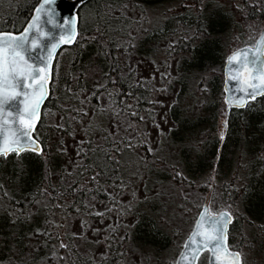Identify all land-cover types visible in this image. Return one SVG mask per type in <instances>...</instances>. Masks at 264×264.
<instances>
[{
    "label": "trees",
    "instance_id": "trees-1",
    "mask_svg": "<svg viewBox=\"0 0 264 264\" xmlns=\"http://www.w3.org/2000/svg\"><path fill=\"white\" fill-rule=\"evenodd\" d=\"M40 1L0 0L12 8L11 11L0 12V31L20 32ZM172 1L176 5L175 15L167 18L165 24L176 25L177 43L166 49L165 57L168 60L178 57L181 71H217L211 78L203 113L189 109L183 89L171 105L170 114L176 127L170 135L172 142L179 147V153L174 162L168 160L171 165L165 164L166 167L158 173L159 181L187 182L197 191H206V188L196 185L195 180L213 172L216 180L224 183L231 176L241 145L245 144L252 158L260 156L258 149H264V130L261 129L264 109L257 111L247 107L232 110L237 118L233 119L234 126L228 141L220 143L221 139L212 130L215 119L224 116L220 107L224 98L223 66L230 53H227V46L232 40L231 31L256 26L259 33L264 22V0H242L244 7L234 6L231 10L226 5L229 0H88L78 9L79 36L76 43L59 53L67 58V71L58 77L56 64L54 66L50 97L35 131V137L42 144V152L26 151L19 157L10 154L1 158L0 264H131L134 253L139 257V264H148L153 253L160 255L161 250L169 247L170 244L163 243L162 235L153 227L165 209L162 207L164 202L158 200L148 220L142 216L134 228L126 230L123 238L115 239L114 233H110L109 255L99 262L93 260L92 254L88 257L79 254L69 236L62 234L65 225L54 217L60 213L65 220L77 214H86V199H99L106 187L122 188L123 176L127 172L124 168L120 169V152L117 143L110 139L113 137L111 131L107 132V136L98 134L102 136L103 144L96 145L94 142L98 128L107 127L99 116L101 107L97 96L101 93L105 99L114 102L117 108L114 116L127 117L129 129L133 122H141L146 107L152 104L155 95L143 89L141 84H132L123 75V58L132 45L129 36L135 22L127 12L131 6L143 15L146 8ZM116 11L119 13L115 14ZM236 17L243 21L240 19L237 22ZM167 25L166 28H169ZM142 35L137 50L147 56L152 54L156 40L150 31ZM245 45L240 44L238 48ZM91 82L101 84L100 89L91 93V105L97 120L92 125L94 129L88 141V153H84L82 163L69 172L63 164V140L73 130V125H79L87 117L88 107L83 103V96L93 86ZM259 100H264V97L256 101ZM51 111L59 117L60 125L48 123L47 115ZM124 128H127L126 125ZM143 146L141 151L145 149V157L151 159L153 155L146 143ZM254 164L255 161L249 164L248 179L246 176L243 179L230 177L224 194L231 197L232 206L242 199L248 220L252 224L264 225V175L256 184L253 183ZM178 169L180 175H177ZM170 172H173L172 176ZM95 173L102 174L93 182L91 176ZM117 194L120 193L117 191ZM229 212L234 216L232 211ZM234 219L229 246L235 250L239 220L235 216ZM186 227L182 226V234ZM61 244L67 247H60ZM32 247H37L38 251L28 258ZM157 259L156 264H162L159 256ZM198 264H202V258Z\"/></svg>",
    "mask_w": 264,
    "mask_h": 264
},
{
    "label": "rangeland",
    "instance_id": "rangeland-1",
    "mask_svg": "<svg viewBox=\"0 0 264 264\" xmlns=\"http://www.w3.org/2000/svg\"><path fill=\"white\" fill-rule=\"evenodd\" d=\"M226 5L229 10L234 6L236 8L244 7L242 0H229ZM175 7L176 5L172 1L158 7L146 8V13L143 15L131 6L130 11L127 12L135 22L132 24L129 36L132 45L123 58L125 64L123 75L132 84H141L143 89H148L155 95L151 101L152 104L146 107L141 122H133L129 129L127 117L114 116L113 113L117 111L114 102L105 99L101 93L97 96L101 107L99 116L106 122L107 127L98 128L94 142L96 145L103 144L102 136L98 134L102 133L107 136V132L111 131L113 137L110 139L117 143L120 152L118 158L120 169L124 168L127 172V175L123 176L122 188L106 187L102 190L99 199L97 197L86 199V208H88L86 214H77L70 219L63 220V216L57 213L54 218L61 220L65 225L62 234L69 236L79 254L86 257L92 254L93 260L99 262L107 259L109 255V235L114 233L115 239L123 238L126 230L134 228L142 216L148 220L157 200L164 202L162 204V207L165 208L164 212L159 214V222L153 223V227L162 235L163 243L166 241L170 245L166 250H161L160 255L151 253L153 257L150 258L148 264H156L158 256L162 264H176L202 206L208 202L211 213L216 214L222 210H230L236 220H239L235 236L237 244L234 248L235 250L238 248V251L242 253L244 264H264V225L252 224L248 220L243 211L242 199L237 205L232 206L231 197L224 194L226 186H229L230 177L239 179H243L245 176L247 179L250 177L248 172L251 161H255L253 183L256 184L257 181H260L264 175V149H258L260 156L252 158L250 152L246 150L245 144L241 145V152L234 160L231 176L224 183L218 182L213 172L204 178L195 180V184L206 188V191H197L187 182L159 181L158 173L166 167L165 164L171 165L169 161L174 162L173 160L178 158L179 153V147L175 146L170 135V131L176 127L170 114L171 105L177 94L183 89L189 109L203 113L202 107L205 105L207 93L210 91V81L217 71L214 69L204 72H187L186 69L181 71L178 57L171 60L165 57L166 49L174 47L173 45L177 43L176 25L174 23L165 24L167 18L175 15ZM6 10L11 11L12 8L0 2V12ZM118 13L119 11L115 12V14ZM240 19L243 21L242 18L236 17L237 22ZM166 25L169 28H166ZM147 31L151 32L156 42H153L152 54L144 56L138 52L137 44L143 38L142 34ZM262 31H264V22L259 33H257L256 26L239 29L237 32L232 30L230 37L232 40H229L227 53L234 51V48H238L240 44L253 45ZM55 64L57 76L61 77L69 66L65 55L60 56L59 54ZM91 85L93 86H90L89 91L83 96V103L88 107L87 117L79 125H73V130L63 140L65 153L63 164L69 172L80 165L84 153H88L87 145H89L91 131L94 129L92 125L97 120L91 105V93L95 89H100L101 84L91 82ZM220 107L224 116L215 119L212 131L220 139L223 130L225 138L220 142L223 143L228 141L232 134L233 119L237 118V114L230 112L226 119L227 104L224 98ZM247 107L249 110L261 111L264 109V100L254 101ZM47 118L48 123L60 125L59 117L52 111L48 112ZM225 123H227L226 128H224ZM124 125H126V129ZM261 129L264 130V124ZM144 143H146L149 153L153 155L151 159L145 157V149L144 152L141 151V148H144ZM170 175L172 176L173 172H170ZM67 178L68 176L65 177V179ZM116 190L120 194H117ZM226 199H229L228 203ZM183 225H187L184 234L180 232ZM37 251V247H32L28 258H32V254ZM146 251L147 249L144 252ZM134 254L135 258L130 262L139 264L137 253ZM208 259L209 253L204 254L202 264H208Z\"/></svg>",
    "mask_w": 264,
    "mask_h": 264
},
{
    "label": "snow or ice",
    "instance_id": "snow-or-ice-1",
    "mask_svg": "<svg viewBox=\"0 0 264 264\" xmlns=\"http://www.w3.org/2000/svg\"><path fill=\"white\" fill-rule=\"evenodd\" d=\"M55 2L56 0H43L40 8L36 9L38 13L36 18L26 24L19 34L0 31V157L6 158L9 154L19 157L25 151L40 152L31 132L40 119L39 109L41 102L47 98L48 85L54 83L53 60L55 53L59 44L71 45L77 35L78 17H70L63 23L53 19L58 15L52 7ZM42 11L48 16L49 24L58 25L61 28L70 29V31L67 32V38L61 37L58 44L48 45L44 49L47 55L38 57L41 64L37 65L35 60L29 58L30 54L42 48L43 39L51 38L46 37L38 25L39 13ZM37 33L39 36L36 35ZM256 62L255 58L249 60L248 52L239 51L230 55L227 60L230 67L239 65L235 70L241 73L246 72L250 66L255 67ZM249 77L250 79L243 83L246 85V89L251 91H246L243 88L241 91L248 99L254 100L257 95H264V64L261 65L258 77L254 73H249ZM257 79L259 83L254 82ZM17 101L23 105L22 114L19 115H17L18 109L14 107V103ZM10 117L16 118L9 119ZM17 124L23 125V128L17 127ZM226 127L227 123L224 125V128ZM224 138L222 130L220 139L224 140ZM30 141L31 143H29ZM107 158L111 160V156ZM100 174L102 173L93 174L91 180L96 181ZM177 175L180 174L177 173ZM207 212L208 209L203 210L196 225L194 236L201 234L202 225H207L208 231L204 233L203 240L193 241L196 245L192 256L193 264L198 259L199 253L205 249L212 251L213 264H221V255L227 256L231 264H244L242 253L238 250L230 251L224 243L227 225L232 223V215L228 211H224L218 215L209 216L206 215ZM96 214L103 215L102 213ZM41 235H46V233H41ZM60 247H67V245L61 244Z\"/></svg>",
    "mask_w": 264,
    "mask_h": 264
},
{
    "label": "water",
    "instance_id": "water-1",
    "mask_svg": "<svg viewBox=\"0 0 264 264\" xmlns=\"http://www.w3.org/2000/svg\"><path fill=\"white\" fill-rule=\"evenodd\" d=\"M86 1H88V0H56L55 4L52 6L55 9V11L58 13V15L56 17H53V19L57 20L60 23L65 22L70 17H73V16L78 17V24H77V29H76L77 35H76L75 41L71 45L59 44L57 52L55 53V59L53 60V69H54V65H55V62H56V59H57V56H58V53L60 52V50L63 49L64 47L73 46L77 41V38L79 36L78 9ZM42 3H43V0H41L38 3V5L36 6L32 16H31V18L27 22V24L36 18V16L38 15V13L36 12V9L40 8ZM39 16H40V20L38 21V25H39L40 29L43 31V33L45 34L46 37H51V38L50 39H43L42 48L30 54L29 58L31 60H35V63L37 65L41 64V60L38 59V57L47 55V52L44 51V49L47 48L48 45L58 44L61 37L67 38V32L70 31V29L61 28L58 25L53 26L52 24H49L48 23V16H46L43 11L39 13ZM23 29L20 32H22ZM2 32L13 33V34H19L20 33V32H9V31H2ZM36 35L39 36V33H37ZM238 51L242 52V53L248 52L249 53V60H252L253 58H255L257 61L255 67L250 66L248 68V70L246 72H243V73L235 70L236 68L239 67V65H234V66L230 67L227 63V60H228L230 55H232ZM253 54H255V56H253ZM262 64H264V31H262L261 35L258 37V39L256 40V42L253 46L241 47V48L231 52L226 57L225 65H224L223 90H224V100L227 104V116L232 110L245 109L251 101H254V100L259 99V98L264 96V95H257L254 100L248 99L245 96V93L241 91L242 88L246 89V85L243 82L245 80L250 79L249 73H254L257 77L260 75ZM254 82L259 83V80L257 79ZM246 91H251V90L246 89ZM50 93H51V83L48 85L47 98L41 102V106L39 109L40 119L36 122L35 127L31 132L32 137L35 138L36 143L38 144V146L40 148V152L32 151L35 153H41L42 152V144L36 139L34 133H35L36 128L38 127L40 121H41L42 110H43V107H44L45 103L47 102L48 98L50 97ZM239 105H243V106L241 107ZM14 107L16 109H18L17 115L22 114L23 105L21 103H19V101L14 103ZM15 118L16 117H10L9 119H15ZM16 126L19 128H23V125L17 124ZM29 143H31V141ZM1 158L2 157H0V161H1ZM204 209H208V212L206 215H209V216L218 215L219 213L224 212V211H221L218 214L211 213L208 202H206L202 206V208L198 214V217L196 219L194 228H193L192 232L190 233V235L187 237L176 264H193L192 256H193V251L196 247V245H195V243H193V241L194 240H197V241L203 240L204 239V233H206L208 231L207 225H202V227L200 229L201 234L199 236H194V233L196 232V225L199 222L200 216L202 215ZM233 220H234V217L232 219V223H233ZM232 223L227 225L226 239L224 241L225 246L230 251H232V250L229 248V245H228V236H229L230 225ZM186 245H188V247H186ZM207 250L210 252L209 264H213V254H212V251L209 249H205L204 251H201L199 253L198 259H196L194 261V264H197L200 255ZM221 264H231L230 259L227 256L221 255Z\"/></svg>",
    "mask_w": 264,
    "mask_h": 264
}]
</instances>
